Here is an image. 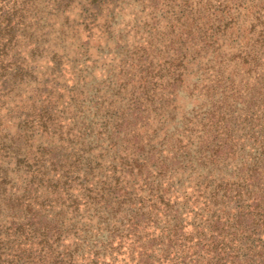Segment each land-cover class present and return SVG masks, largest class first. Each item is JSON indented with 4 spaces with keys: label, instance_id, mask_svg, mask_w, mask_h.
Masks as SVG:
<instances>
[{
    "label": "rangeland",
    "instance_id": "obj_1",
    "mask_svg": "<svg viewBox=\"0 0 264 264\" xmlns=\"http://www.w3.org/2000/svg\"><path fill=\"white\" fill-rule=\"evenodd\" d=\"M9 1L23 9L18 34L28 39L17 44V65L27 69L13 79L1 112L0 175L4 168L7 177L0 188V236L14 232L11 252L35 243L28 226L33 212L24 205L44 202L59 212L64 198L46 177L72 170L78 158V170L89 166L107 181L115 175L134 190L145 179L126 174L132 160L158 157L156 171L142 176L167 181L160 167L175 169L171 180L190 198L210 178L236 179V165L252 145L264 143V0L228 5L237 26L232 40L220 39L221 47L207 53L196 50L198 29L210 17L227 19L225 12L211 16L226 0H106L98 9L89 0ZM240 53L249 54L247 63ZM173 72L182 77L175 92ZM225 129L237 140L239 158L205 161L210 164L198 169V155L214 149ZM138 141L142 153H136ZM188 159L195 166H187ZM7 196L21 198L22 206L4 201ZM93 209L76 214L67 208L65 218L92 229L99 220ZM128 213L122 208L117 221Z\"/></svg>",
    "mask_w": 264,
    "mask_h": 264
},
{
    "label": "trees",
    "instance_id": "obj_2",
    "mask_svg": "<svg viewBox=\"0 0 264 264\" xmlns=\"http://www.w3.org/2000/svg\"><path fill=\"white\" fill-rule=\"evenodd\" d=\"M242 1L226 0L227 4H219L220 7L223 5L222 9L212 12L211 16L225 12L228 17L220 15L214 20L210 17L203 25L207 27L198 29V53L215 52L221 47L222 38L232 40L237 26L229 14L228 5ZM89 2L88 5L96 4L95 9L99 4H106V0ZM21 13L23 9L16 7L15 3L0 0V127L4 120L1 112L11 92V83L27 69L21 66L22 62L17 65L20 58L17 44L28 40L26 35L18 34L23 26ZM257 20L260 21L259 18ZM248 55L240 53L243 64L248 62ZM171 79L170 90L175 92L182 84V77L173 72ZM229 134L230 130L225 129L221 134L225 138L217 142L214 149H205L202 155H198V169L219 160L239 158L237 140ZM136 143V153L144 152L143 142ZM199 150L196 153H201ZM249 150L247 159L236 165V179L210 178L200 183L197 196L190 198L186 189L182 191L171 180L175 169L168 171L163 165L160 167L164 168V172H160L161 177L166 173L169 176L167 181H162V178L147 181L146 176H142L144 170L147 175L156 171L153 164L163 161L158 157L155 162H148V158L132 160L126 174L134 177L135 173L137 178L145 179L143 185L134 190L122 186L123 180L111 171L112 179L107 181L98 177L99 173L92 172L89 166L83 171L78 170V158L72 170L66 168L61 173L56 172L52 178L46 177L51 183L54 180L52 192L59 189L57 194L64 198L63 207L60 205L59 212L55 213L53 205L39 202L38 206L27 202L25 208L33 212L29 217V235L35 243H24L21 246L27 249L11 252L7 247L8 236H13L14 232L1 235L0 264H264V143L258 142ZM187 166L195 165L188 159ZM2 173L0 188L4 189L6 169L3 168ZM98 182L101 184L99 189ZM14 199L7 196L4 201L11 203L14 200L22 206L21 198ZM189 200H193L192 207L183 209L182 205ZM67 202L70 204L65 207ZM93 206L99 220L92 229L78 224L79 221L72 216L65 218L67 208L78 214L80 208L89 211ZM124 207L129 216L126 220L117 221L116 214ZM25 218L26 214L17 221L18 225L10 223V227L23 226L20 221ZM6 223L3 221V227ZM88 235L90 241L87 240Z\"/></svg>",
    "mask_w": 264,
    "mask_h": 264
}]
</instances>
